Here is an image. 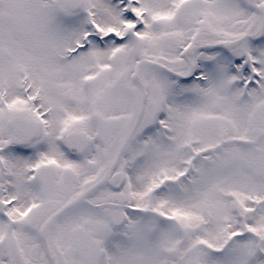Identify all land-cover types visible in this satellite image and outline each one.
Masks as SVG:
<instances>
[{
	"label": "snow or ice",
	"instance_id": "snow-or-ice-1",
	"mask_svg": "<svg viewBox=\"0 0 264 264\" xmlns=\"http://www.w3.org/2000/svg\"><path fill=\"white\" fill-rule=\"evenodd\" d=\"M0 264H264V0H0Z\"/></svg>",
	"mask_w": 264,
	"mask_h": 264
}]
</instances>
